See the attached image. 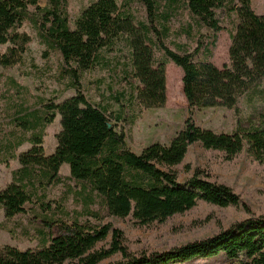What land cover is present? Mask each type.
<instances>
[{"label":"trees","instance_id":"obj_1","mask_svg":"<svg viewBox=\"0 0 264 264\" xmlns=\"http://www.w3.org/2000/svg\"><path fill=\"white\" fill-rule=\"evenodd\" d=\"M46 1L41 8L39 0H0V47L4 48L0 67L11 69L24 63L32 38L21 29L29 22L40 41L60 54L63 73L77 93L60 103H43L42 111L23 107L13 118L16 128L30 137L10 139L6 152L11 156L0 158V164H9L10 159L20 163L11 183L0 190V209L8 219L26 214L39 191L63 183L60 171L66 164L70 179L102 199L103 212H92L93 222H70L49 217L54 205L42 202L43 212L37 213L36 222L43 245L26 250L0 246V264H173L219 255L226 257L227 264H264V211L257 214L232 187L209 179L186 162L196 145L219 153L227 163L245 151L242 134L203 129L193 115L196 110L223 107L240 117L243 100L262 85L264 15L255 13L253 0H123L122 4L96 0L82 10L73 26L70 0ZM134 4L144 9L143 19L134 13ZM182 10L199 34L193 51L166 44L169 23ZM220 10L238 15V23L229 32V63L222 68L214 64L212 52L218 34L226 30L217 14ZM203 29L211 34H202ZM122 40L130 49L133 77L141 86L128 103L122 102L126 93L113 97L121 108L111 112L84 96L80 79L102 64L104 53L115 50ZM158 53L165 59L158 58ZM169 63L182 70L189 117L169 144L155 142L137 154L117 125L133 126L145 111L166 106ZM58 116V145L46 155L45 130ZM26 143L30 149L14 156L13 151ZM182 175L187 176L184 183ZM201 203L242 209L246 217L202 240L139 252L121 229L106 222L117 219L135 228H151L186 215Z\"/></svg>","mask_w":264,"mask_h":264},{"label":"rangeland","instance_id":"obj_2","mask_svg":"<svg viewBox=\"0 0 264 264\" xmlns=\"http://www.w3.org/2000/svg\"><path fill=\"white\" fill-rule=\"evenodd\" d=\"M71 24L83 9L96 0H70ZM119 4L123 0H117ZM46 0H39V6L44 8ZM253 9L257 15H264V0H253ZM139 19L144 18V9L139 4L132 5ZM36 13V11H32ZM225 31L218 34L216 48H213L214 64L222 68L229 63L230 37L238 23L235 12L220 10L217 12ZM189 26L193 27L190 30ZM170 37L166 44L178 50L179 47L193 51L199 36L194 21L184 11L176 13L169 23ZM32 38L29 51L20 67L3 69L0 67V158L8 159L11 155L6 152L10 139L18 135L25 138L30 133H22L13 123V118L23 107L42 111V104L53 101L60 103L77 93L71 86L70 78L63 73V60L57 51L49 50L38 37L37 30L26 22L21 29ZM189 34V36H188ZM202 34H211L206 29ZM0 49H4L0 47ZM104 62L84 73L80 79L79 88L84 96L94 105L108 108L117 112L121 105L113 97L126 93L127 100L136 95L141 86L133 77V67L130 49L124 40L116 49L104 53ZM158 58L165 59L158 53ZM13 82V83H12ZM167 97L164 108L145 111L133 126L118 124L117 130L125 131L127 142L132 151L140 154L152 143L159 142L167 145L184 127L189 117V107L183 93L182 70L174 63L167 65ZM240 117L233 110L218 107L196 110L193 118L203 129L216 133H240L244 137L245 151L238 160L227 163L217 152L206 151L200 145L191 148L186 162L193 170L200 169L209 179L232 187L237 194L257 213L264 211V81L258 91L243 100ZM41 108V109H40ZM60 116L45 130L44 150L46 155L55 152L58 142L57 135L61 131ZM14 135V137H13ZM26 143L13 151L14 156L30 149ZM20 168L17 159H10L9 164H0V190L5 189L12 181V174ZM63 183L38 192L34 203L27 206V213L8 219L0 209V246H14L21 250L38 249L43 243L38 234L39 224L36 222L37 213H42V202H51L54 210L49 217L65 221H94L92 212H103V201L100 197L91 195L82 183L70 179V168L63 165L60 171ZM187 176L182 175L181 182ZM92 200V203L89 201ZM60 207V208H59ZM246 216L242 209H221L205 203L183 216H176L169 222L139 229L129 221L107 219L127 236L132 249L136 252L164 251L171 247L181 246L196 240H202L228 228ZM117 258L113 259L116 260ZM224 255L205 259L197 258L186 263L173 264H227Z\"/></svg>","mask_w":264,"mask_h":264},{"label":"crops","instance_id":"obj_3","mask_svg":"<svg viewBox=\"0 0 264 264\" xmlns=\"http://www.w3.org/2000/svg\"><path fill=\"white\" fill-rule=\"evenodd\" d=\"M252 3H253V1H252Z\"/></svg>","mask_w":264,"mask_h":264}]
</instances>
